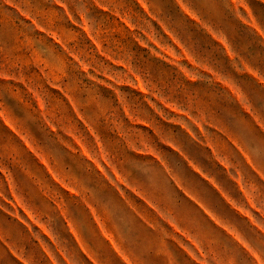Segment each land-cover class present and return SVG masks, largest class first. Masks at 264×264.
I'll return each instance as SVG.
<instances>
[{
    "label": "rangeland",
    "instance_id": "1",
    "mask_svg": "<svg viewBox=\"0 0 264 264\" xmlns=\"http://www.w3.org/2000/svg\"><path fill=\"white\" fill-rule=\"evenodd\" d=\"M0 264H264V0H0Z\"/></svg>",
    "mask_w": 264,
    "mask_h": 264
}]
</instances>
